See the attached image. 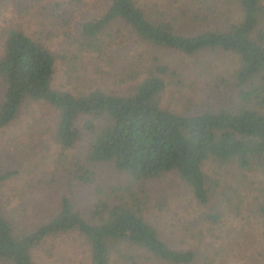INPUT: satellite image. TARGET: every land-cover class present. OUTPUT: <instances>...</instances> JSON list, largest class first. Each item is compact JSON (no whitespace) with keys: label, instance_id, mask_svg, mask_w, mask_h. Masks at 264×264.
I'll return each mask as SVG.
<instances>
[{"label":"trees","instance_id":"16d2710c","mask_svg":"<svg viewBox=\"0 0 264 264\" xmlns=\"http://www.w3.org/2000/svg\"><path fill=\"white\" fill-rule=\"evenodd\" d=\"M232 1L237 13L225 19L218 7ZM68 2L78 7L73 30L66 29V53H53L18 27L1 32L0 131L16 119L23 104L42 102L55 112L48 130L58 148L51 175L58 174L59 166L69 182L91 185L93 171L101 165L116 178L104 185V197L91 203L88 215L75 207L68 189L53 213L33 226L17 227L0 213V264H35L31 253L43 240L71 231L87 246L88 264H143L149 259L226 264L248 241L232 230L220 233V224L239 215L245 203L264 240V187H255L253 179L260 176L264 185V0ZM186 18L206 25L186 33L181 29ZM113 34L121 43L169 49L194 61L199 53H231L235 65L228 82L233 100H199L203 104L183 111L167 108L161 92L165 79L175 75L164 64L135 68L134 61L124 67L127 87L121 92L99 86L70 92L51 86L56 59L63 64L64 78L73 83L79 79L77 65L87 56L98 69L103 64L118 70L111 64ZM75 146L79 153L70 152ZM12 173H0V184ZM167 173H173L202 208L190 223L198 237L193 247L170 246L147 221L144 189ZM93 187L94 194L101 192ZM203 238L212 240L203 243ZM246 256L257 264V257Z\"/></svg>","mask_w":264,"mask_h":264},{"label":"rangeland","instance_id":"374dc122","mask_svg":"<svg viewBox=\"0 0 264 264\" xmlns=\"http://www.w3.org/2000/svg\"><path fill=\"white\" fill-rule=\"evenodd\" d=\"M64 1L66 0H38L33 3L31 0H0V42L1 32L6 27H18L33 39L41 41L53 53L68 52L70 42L65 37L66 29L69 32L73 30L78 5L76 6V2ZM82 1L91 3V0ZM158 1L161 4H174L177 0ZM211 10L224 11V18L227 19L233 18L237 13V6L232 1L218 7L217 11L213 8ZM64 20L67 24L62 23ZM184 20L181 29L186 33L206 25L198 22L202 19L195 24L188 18ZM211 20L210 18V25ZM112 36L114 57L111 64L118 70L99 64L100 73L96 61L93 63L87 56L77 65L80 68L79 79L73 83L64 78L63 64L56 59L51 86L70 92L74 88L95 86L121 92L127 87V82H123L122 77L126 69L124 67L134 61L136 64H132L135 68L136 65L144 68L148 65L164 64L175 75L170 80L165 79L167 82L161 92V103L167 108L183 111L182 109H188L194 104H203L199 100L207 99V103L214 104L233 100L228 82V75L235 65L231 53H199L194 61L169 49L156 51L138 44L134 46L129 41L121 43L118 35ZM197 61L201 63L198 64ZM54 115L55 112L48 105L28 101L21 106L16 119L0 131V173L13 171L0 184V213L17 227L33 226L49 217L59 196L66 189L70 190L77 201L75 207L82 215H88L91 203L94 204L98 198L104 197V185L113 184L116 178L113 171L101 165L94 169L91 185L69 182L66 172L59 166L58 174L54 177L51 175L58 152L57 145L48 132L53 127ZM72 150L70 152L79 153L80 147L75 146ZM253 179L255 187H264L260 176ZM93 186H99L101 192L94 194ZM144 191L145 197L141 201L147 221L156 229L158 236L174 248L196 245V227L192 228L191 224L202 208L193 200L185 185L173 173H167L149 182ZM238 213L239 215L228 216L227 222L220 224L219 232H238L245 236L248 244L240 253H234L226 264H248L251 260L246 255L249 254L257 257V264H264V240L256 218L252 215L250 217L246 203L241 205ZM251 237L253 239L249 245ZM210 240L203 238L202 242ZM87 252V246L81 237L71 231L46 238L32 251L31 256L35 264H88ZM242 257H245L243 261ZM143 264L165 263L149 259Z\"/></svg>","mask_w":264,"mask_h":264}]
</instances>
